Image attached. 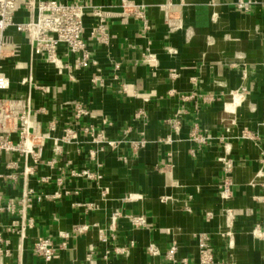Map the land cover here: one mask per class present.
Segmentation results:
<instances>
[{
  "label": "crops",
  "instance_id": "obj_1",
  "mask_svg": "<svg viewBox=\"0 0 264 264\" xmlns=\"http://www.w3.org/2000/svg\"><path fill=\"white\" fill-rule=\"evenodd\" d=\"M237 1L91 0L106 14L111 36L110 45H98L90 38L98 19L85 16L98 69H77L76 55L60 47L69 68L58 73L15 35L22 53L3 63L11 88L1 96L29 99L30 125L47 137L39 163L19 153L0 156V172L18 165L16 180L0 181L3 203L17 204L15 215L0 212V236L10 241L0 248L12 255L2 263L171 264L165 252L177 244L178 259L199 264L198 236L207 234L217 264H264V0L249 12L237 9ZM124 2L142 6L145 18L124 17ZM167 6L178 8V27L168 25ZM29 18L23 8L15 21ZM78 105L89 116L77 119ZM172 121L180 123L177 130ZM90 126L120 147L100 151L82 133ZM71 127L80 144H56ZM194 132L205 144L193 141ZM137 142L143 144L135 149ZM222 157L234 163L230 200L221 194ZM83 170L101 179L73 174ZM27 189L60 196L34 198L26 207L34 227L9 233ZM38 238H50L58 249L52 261L32 252ZM152 244L160 257L150 256ZM121 248L126 252L118 253Z\"/></svg>",
  "mask_w": 264,
  "mask_h": 264
},
{
  "label": "built area",
  "instance_id": "obj_2",
  "mask_svg": "<svg viewBox=\"0 0 264 264\" xmlns=\"http://www.w3.org/2000/svg\"><path fill=\"white\" fill-rule=\"evenodd\" d=\"M255 0H238L236 8L249 12ZM23 8L30 13V18L26 23H17L15 21L17 13ZM123 16L127 17L133 13L136 17L144 19L142 6L131 5L127 2L123 3ZM166 21L170 27H178L180 25V17L178 8L167 6ZM87 14H91L98 19L97 25L90 32V38L98 45L108 46L111 42V36L106 24V14L96 7L91 0H84L83 3H67L59 0H0V156L3 154L19 153L23 157L31 156L35 163H39L42 158V150L46 140L39 125H30V101L29 99L16 98L11 99L1 96V93L9 91L11 88V80L7 77L2 69L3 63L9 59H18L21 57L22 46L15 41V35H23L30 47L33 57L43 58L58 73H62L67 67L58 55L60 47L66 49L76 55V68L87 69L89 67L97 68L98 62L92 58L89 43L87 42L84 18ZM146 28L147 21H145ZM13 32V34H11ZM119 68V65H116ZM98 69V68H97ZM174 76V74H173ZM94 84L98 83L97 78H93ZM89 111L82 106H77L75 116L82 119L89 116ZM145 114L143 111L138 116ZM173 127L177 130L180 126L178 121H172ZM83 135L93 145H98L99 150L115 151L121 141L107 139L103 134L95 133L93 127H84ZM14 135L18 136V140L14 139ZM192 139L198 145L205 144V138L192 133ZM79 132L74 127L64 131L61 138L56 144L62 142L65 144H80ZM141 142L133 143L135 149L142 147ZM91 157L95 158V152L91 151ZM264 163V156L262 158ZM223 169L226 176L222 187V197L224 200L231 199V187L233 185L234 163L228 157H222ZM53 163V162H51ZM18 167L16 162L7 165L5 172H0V181L8 179L16 180L17 176L13 173ZM33 173V169H30ZM76 176H85L91 180H100L101 175L94 174L91 171L83 170L73 173ZM48 178H41L39 183H47ZM60 195L38 194L34 189H27L23 197L17 202L21 205L19 210L20 220L15 221L11 226L7 227V231L13 234L24 235L26 231L34 227V219L26 216V207L34 198L38 202H43L49 198H58ZM16 203H3V197L0 194V212H7L15 215L17 212ZM92 205H87L90 208ZM119 212H115L113 217L117 218ZM227 221L233 218L232 211L227 210L225 213ZM136 223H143V218L135 219ZM66 236V235H64ZM0 244L10 245V241L0 236ZM199 247V264H217L215 252L212 247L210 237L207 234L198 236ZM57 248L50 238H38L33 243L32 252L45 262L54 259ZM126 249L121 248L118 253H125ZM150 256L153 258L160 257L162 252L160 248L152 244L148 248ZM179 246L173 244L166 252L165 258L171 264H189L187 259H178ZM11 251L0 248V264L3 258H11ZM221 264H235L233 261H223Z\"/></svg>",
  "mask_w": 264,
  "mask_h": 264
}]
</instances>
